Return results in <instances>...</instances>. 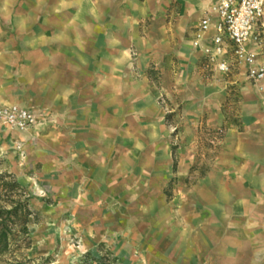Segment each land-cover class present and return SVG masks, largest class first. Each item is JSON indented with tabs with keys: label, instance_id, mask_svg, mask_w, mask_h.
<instances>
[{
	"label": "rangeland",
	"instance_id": "374dc122",
	"mask_svg": "<svg viewBox=\"0 0 264 264\" xmlns=\"http://www.w3.org/2000/svg\"><path fill=\"white\" fill-rule=\"evenodd\" d=\"M42 2L0 0V78L5 77V83L13 81L19 70L15 57L38 49ZM147 2L154 7L153 14L142 16L138 23L140 38L128 47L127 69L135 78L147 77L150 96L158 105L160 133L157 129L150 136L153 129L146 127L136 137L133 132L140 128L121 127L123 120L118 118L130 124L131 112L120 116L112 112V120L118 119L119 124L112 122L105 141L88 149L76 143L75 129L69 125L36 131L34 126L19 131L20 135L0 133V173L7 172L6 179L14 178L21 185L8 194L28 199L33 210L30 246L21 241L14 244L0 256V264H79L87 253H111L114 264L172 261L167 237L182 230V164L204 163L206 146L240 120L241 98L229 84L221 88L207 83L214 73L207 58L204 64L185 58L182 51L197 47L198 23L192 31L179 26L181 0ZM98 3L79 2L85 10L100 7ZM85 53L78 56L80 71L90 70L96 60ZM253 85L254 97L263 95L264 85ZM174 152L177 172L173 171ZM141 165L143 174L136 175ZM195 175L185 183H193ZM158 187L164 199L154 190ZM7 196L0 192V197Z\"/></svg>",
	"mask_w": 264,
	"mask_h": 264
},
{
	"label": "crops",
	"instance_id": "0c3cea01",
	"mask_svg": "<svg viewBox=\"0 0 264 264\" xmlns=\"http://www.w3.org/2000/svg\"><path fill=\"white\" fill-rule=\"evenodd\" d=\"M42 1L38 49L15 57L19 70L13 81L0 78V98L37 106L42 115L35 131L69 125L75 129L76 143L87 145L86 149L105 141L118 119L125 129L140 128L132 131L136 137L146 127L153 129L150 136L160 133L158 105L150 96L147 77L135 78L127 69L128 47L140 38L138 23L142 16L153 14L149 0H99L100 7L90 10L80 8V0ZM214 1L218 0H181L179 26L192 31ZM214 32L212 27L209 35ZM261 51L264 57V48ZM85 52L96 60L90 70L80 71L78 56H86ZM182 53L194 62H206L202 47L191 45ZM211 69L214 73L207 83L229 84L238 92L240 120L206 146L204 163L182 164V230L167 237L173 250L169 264H264V93L254 97L255 86L243 68L232 66L228 74ZM112 112L119 116L131 112L134 121L127 124L119 116L112 120ZM172 164L177 172L175 152ZM140 168L136 175L143 174ZM119 172L123 173L121 168ZM192 174L196 180L185 183ZM154 190L164 199L159 187Z\"/></svg>",
	"mask_w": 264,
	"mask_h": 264
},
{
	"label": "built area",
	"instance_id": "2783aa9c",
	"mask_svg": "<svg viewBox=\"0 0 264 264\" xmlns=\"http://www.w3.org/2000/svg\"><path fill=\"white\" fill-rule=\"evenodd\" d=\"M214 27V34L209 35ZM210 43L204 44V41ZM197 47L219 73L243 68L255 85H264V0H218L205 9L197 26ZM35 108L0 98V132L26 131L40 122Z\"/></svg>",
	"mask_w": 264,
	"mask_h": 264
},
{
	"label": "trees",
	"instance_id": "16d2710c",
	"mask_svg": "<svg viewBox=\"0 0 264 264\" xmlns=\"http://www.w3.org/2000/svg\"><path fill=\"white\" fill-rule=\"evenodd\" d=\"M7 176V172L0 173V192L9 195L0 197V256L9 252L12 246L20 241L26 246H30L31 242L28 237L30 233L28 225L33 210L28 199L15 198L8 194L18 191L21 185L14 178L6 179ZM115 260L111 253L100 256L87 253L79 264H114Z\"/></svg>",
	"mask_w": 264,
	"mask_h": 264
}]
</instances>
